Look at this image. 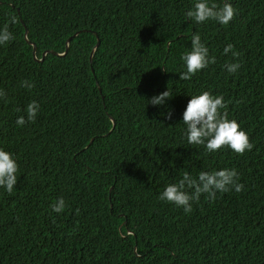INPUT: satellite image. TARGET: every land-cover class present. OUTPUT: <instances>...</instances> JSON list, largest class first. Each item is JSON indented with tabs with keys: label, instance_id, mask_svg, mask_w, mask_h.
Wrapping results in <instances>:
<instances>
[{
	"label": "trees",
	"instance_id": "trees-1",
	"mask_svg": "<svg viewBox=\"0 0 264 264\" xmlns=\"http://www.w3.org/2000/svg\"><path fill=\"white\" fill-rule=\"evenodd\" d=\"M194 2L0 0L15 37L0 45V148L19 165L12 194L0 187V264H264V0H229L226 25L187 20ZM196 33L216 62L180 80ZM203 91L223 95L250 151L187 143L183 112ZM222 168L240 192L201 194L190 213L158 199L184 171Z\"/></svg>",
	"mask_w": 264,
	"mask_h": 264
},
{
	"label": "clouds",
	"instance_id": "clouds-1",
	"mask_svg": "<svg viewBox=\"0 0 264 264\" xmlns=\"http://www.w3.org/2000/svg\"><path fill=\"white\" fill-rule=\"evenodd\" d=\"M236 9L225 0L222 5L211 2V0H195L193 6L185 12L187 20L196 23H204L208 20H215L220 24H228L235 16ZM10 23H17L16 17H10ZM15 37L9 31L8 23L0 30V45L12 41ZM224 54L232 53L233 57H239L240 53L233 50V45L229 43L224 48ZM181 59L184 61L186 71L180 73V80H189L197 72L207 68L209 64H214L216 58L209 56V50L201 42L198 33L191 38V49L186 51ZM240 63L226 64L230 73H235L240 68ZM22 87L31 89L34 84L24 80ZM5 93L0 90V98H4ZM171 93L166 90L157 96L152 97L148 103L154 106L162 105L170 99ZM40 105L32 101L27 105V122H34ZM227 103L223 95H213L209 91H203L199 95H192L183 112V123L186 125L184 135L189 145H203L208 152L220 150L228 147L236 154L243 155L245 151H250L254 145L250 142L249 135L242 130L240 124L229 119L226 111ZM225 110V111H222ZM17 111H20L18 108ZM171 118V112L168 113ZM26 123L24 116H19L16 120L18 126ZM19 165L13 153L0 148V187L11 195L14 185L17 183V173ZM239 176L234 168H222L214 171H200L196 178L188 172L182 173V178L169 183L158 196V199L172 203L177 207H182L185 213L192 211V202L198 201L201 194H207L210 200L216 198V193H226L231 189L240 192L243 185L238 183ZM66 207L63 197L51 205L52 211L60 213Z\"/></svg>",
	"mask_w": 264,
	"mask_h": 264
},
{
	"label": "water",
	"instance_id": "water-1",
	"mask_svg": "<svg viewBox=\"0 0 264 264\" xmlns=\"http://www.w3.org/2000/svg\"><path fill=\"white\" fill-rule=\"evenodd\" d=\"M78 34V32H75L74 34H73V36H76ZM26 35H27V30H25V33H24V37H25V39H26ZM71 36H69L68 38H67V40H66V46H65V51L63 52V53H61V54H59V53H57V52H55V51H52V50H49V51H44L43 52V54H42V57L40 58V60H42L43 58H44V55L46 54V53H52V54H55V55H63V54H65L66 53V51H67V49H68V43H69V41L71 40ZM28 43H30L29 41H27ZM98 44H99V39L97 40V42H96V44H95V46H94V48H93V50H92V52H91V54H90V57H89V59L91 60V58H92V54H93V52H94V50L96 49V47L98 46ZM32 46H33V54H35V50H36V47H35V45L32 43ZM111 119H112V117H111ZM112 127H114V123H113V125H112Z\"/></svg>",
	"mask_w": 264,
	"mask_h": 264
}]
</instances>
